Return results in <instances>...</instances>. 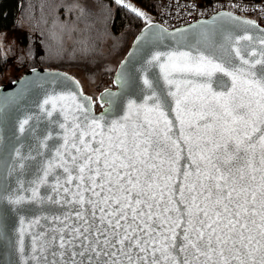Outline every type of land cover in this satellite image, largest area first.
Returning a JSON list of instances; mask_svg holds the SVG:
<instances>
[{"label":"snow or ice","instance_id":"snow-or-ice-1","mask_svg":"<svg viewBox=\"0 0 264 264\" xmlns=\"http://www.w3.org/2000/svg\"><path fill=\"white\" fill-rule=\"evenodd\" d=\"M218 16L149 20L95 98L66 72L0 98V264H264V28Z\"/></svg>","mask_w":264,"mask_h":264},{"label":"trees","instance_id":"trees-1","mask_svg":"<svg viewBox=\"0 0 264 264\" xmlns=\"http://www.w3.org/2000/svg\"><path fill=\"white\" fill-rule=\"evenodd\" d=\"M130 1L141 7L146 18L115 0H0V34L14 40L11 53L0 47V73L13 63L24 72L35 66L78 67L99 75L100 90L113 86L112 60L120 61L134 36L155 19L159 2ZM82 42L87 43L88 53L81 51Z\"/></svg>","mask_w":264,"mask_h":264},{"label":"water","instance_id":"water-1","mask_svg":"<svg viewBox=\"0 0 264 264\" xmlns=\"http://www.w3.org/2000/svg\"><path fill=\"white\" fill-rule=\"evenodd\" d=\"M228 12L232 13L233 16L241 17L242 20L243 19L255 20L254 18H251V17H248V16H244V15L235 13V12L230 11V10H219V11L213 13L212 15H210L208 17L199 18V19L194 20V21H192V22H190L188 24L175 26V27H168V26L164 25L163 23H161V22H159L157 20H152L151 22L154 25H158V26H160V27H162L164 29H167L168 32H174L176 29H187L188 32L192 34V35L189 36V42L190 43H195L197 39H201V40L203 39L202 34L210 33L211 31H213L215 28H217L221 24L227 25L229 23L227 18L223 17V16H218V14L219 13H228ZM214 17H215V19H213ZM255 21L257 22V20H255ZM257 24L261 28H264V26H261L258 22H257ZM189 26H194V27L189 28ZM148 29H149V24L146 23L141 28V30L134 36V38L132 39L128 50L126 51V53L124 54L122 59L117 64L116 69H118V67L120 65V62L123 61L128 56V53L130 51H133V45L136 42V37L140 36L142 32H147ZM151 31L152 32H157V31H159V29L158 28H153V29H151ZM172 43H173L172 37L167 36L166 34L159 41L161 50H163L165 45H170ZM33 68L36 69V73H33L31 71V69H33ZM56 72H60V73H65L66 72V73H68L71 76H75L74 74H72V73H70V72H68L66 70H62V69H58V68L39 67V66L31 67V68L27 69L20 77H18L16 79H13V80H11L9 82H5V83L0 84V98H3L4 102L8 103V102H10L11 99L17 97L21 93H24L26 89L31 87V85L28 83V81L35 80L37 76H47L48 73H56ZM114 78H115V72H114L113 79ZM76 79H78V78L76 77ZM106 88H113V90H115V86L114 85L110 86V87H106ZM101 91H103V89L98 92L97 96L99 95V93ZM84 93L87 94V95H91V94H89V93H87L85 91H84ZM91 96H93V95H91ZM93 98H95V97L93 96ZM100 110H97V112H99ZM17 219L18 218L15 215L10 216V220H9L10 225L11 224H15L17 222ZM34 230H36V229H34ZM25 244H26V246H30V241H29L28 238H26Z\"/></svg>","mask_w":264,"mask_h":264},{"label":"built area","instance_id":"built-area-1","mask_svg":"<svg viewBox=\"0 0 264 264\" xmlns=\"http://www.w3.org/2000/svg\"><path fill=\"white\" fill-rule=\"evenodd\" d=\"M219 10H230L264 26V0H159L157 20L168 27L188 24Z\"/></svg>","mask_w":264,"mask_h":264},{"label":"rangeland","instance_id":"rangeland-1","mask_svg":"<svg viewBox=\"0 0 264 264\" xmlns=\"http://www.w3.org/2000/svg\"><path fill=\"white\" fill-rule=\"evenodd\" d=\"M124 2L131 4L135 6L136 8L142 10L141 7H138L134 2L130 0H124ZM4 34H6V36ZM0 38H3V48H4L5 53L6 54L11 53V51L13 50V46H14V40L9 39L7 33H1ZM118 62H119V59L112 60L111 68L112 69L116 68ZM18 65L19 63H13L12 65H10V67L6 69L5 72H3L2 74L0 73V84L16 79L24 73V69H19L17 67ZM66 71L74 74L79 79V81L81 82L82 88L85 92L94 96V95H97L98 92L100 91V89L98 88L99 75L87 74L84 70L78 67L66 68Z\"/></svg>","mask_w":264,"mask_h":264}]
</instances>
